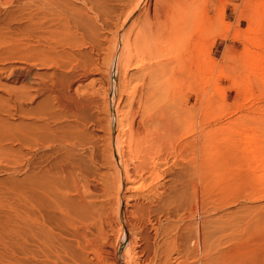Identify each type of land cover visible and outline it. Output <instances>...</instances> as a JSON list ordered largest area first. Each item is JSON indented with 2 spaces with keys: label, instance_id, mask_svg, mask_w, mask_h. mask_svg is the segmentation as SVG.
Segmentation results:
<instances>
[{
  "label": "rangeland",
  "instance_id": "rangeland-1",
  "mask_svg": "<svg viewBox=\"0 0 264 264\" xmlns=\"http://www.w3.org/2000/svg\"><path fill=\"white\" fill-rule=\"evenodd\" d=\"M203 1L204 4L202 0H199V2L195 0L197 9L202 14V17L205 19L207 17V20L204 19L206 21L204 23H209L205 24L204 27H208L206 29L210 34L205 32L203 40L196 43L197 47L192 46L191 48L193 49H187L188 45H182L184 41L178 42V39L175 41L179 44L175 43V45H178L175 46L177 48L172 45L162 47V44H166L165 40L161 43V46L159 44L155 49L147 50L146 54L137 55L135 46L131 43L125 45L123 48L124 53L119 51V57L117 56L115 59L112 96L107 92L108 86H106L108 83L106 82L105 71L108 67V57L103 52H99V56L102 59L99 60V65H101L99 75L89 76L81 81L80 84H74V88H80L79 95L85 91H88L87 93L89 94L94 89L97 91L94 92L97 93V98L101 102L100 107L97 109L91 106L85 111L74 114L66 107H58L49 95L38 96L35 98L34 103L23 100L24 103L20 104L15 96L20 97L30 94L32 92V90L30 91L31 86L35 85L34 82H37L40 76L31 72L27 77L28 79L24 81L18 80L11 75L9 77L7 71L0 76V126L3 128L2 130L0 129L2 132L0 135L3 136H0V264H33L28 258V253H26L28 244L23 241V226L18 221H16L15 225L10 222V219L15 214L20 215V217L21 215L23 216L25 209L27 216L29 214L30 222L34 223L36 232L38 231L37 238L48 242V248L51 250H48V258L51 254L52 256L55 255L52 251H60H58V256H51V259L55 261L47 259L49 262H44L38 258L36 260L37 264L42 261L41 264H77V262L79 264H93L97 262L92 255L89 253L85 254L83 253L84 251L78 248L75 237L72 234L73 229L64 225L60 212L54 207L55 203L52 197L54 195L50 190L55 192L62 190L61 187L58 190L50 188L52 186L51 183L55 182L56 184L61 179L60 175L55 173L58 170L54 168L63 165L62 168H66L70 173L66 175H72L80 181L76 187L81 197H78L75 189L71 187L66 192L62 193L63 190L60 191L62 193L61 201L64 202L65 206H69L73 212L74 224L78 226L86 224L90 227H93V223L98 224L97 213L102 210H107L108 213L111 211L108 198L102 192L101 178L105 173L108 176L112 175L110 174L112 171L102 164L103 155L99 149H101L103 144V132L94 123H96L98 118L100 119L104 116L105 105L109 101V97H111L114 115L122 120V124L118 126L117 131L122 130L123 135V133L128 131L133 112L145 103V99L140 101L141 103L139 102L140 92L145 91L146 86L153 84V82L158 85L161 84V86L158 88L159 86L150 85L151 88L154 86L158 89H163L161 91L162 93L164 92L162 94L164 95L163 98H159L156 101L155 99L152 100L151 105L154 106L153 108L158 110L159 106L166 105L167 108L170 106L169 110L174 111V106L180 108L183 105V107L181 106L183 109L192 107L188 109L190 113L186 111L185 116L182 117H186L187 120L186 118L183 120L188 123L182 120L183 126H181L187 129L181 128L180 132H176H179V134L171 135L168 140L170 143L168 144L167 141L164 142L165 144L162 143L161 146L157 147L159 150L153 148V151L152 148H148L150 152L144 155L149 158L148 160L146 157V164L143 163V156L141 158L138 155L136 158H140L136 160L135 157L129 158L131 156L127 154L129 155V160L127 161L129 170L136 171L134 165L137 162L139 163L138 160L141 161V159L140 164L143 163V165H139L138 170L139 168H144V173H147L149 170L153 172L156 169L160 171L158 173H161L160 175L162 176L165 173L162 171L173 169L172 172H177L179 166H188L189 168V165L194 164L200 170L202 168L201 174L198 172L197 178L195 175V180L193 181L196 186L198 203L206 195V198L204 197L202 200V203H204L202 208H206L205 205H207V208L202 210L206 211L209 207L210 209L208 210H211L212 207V209L216 207L217 210L215 212H210L211 216H220L226 210L234 211L233 217L236 220L239 219L242 226L238 224V228L235 226L226 227L225 230H212L215 234V242L207 252L205 251L202 254V252L198 251V254H202V256L208 254V257L209 255L214 257L211 264H236L241 254V250L238 247L242 240H246L247 250L256 249L264 252V227L254 228V231L244 228L246 220L251 221L257 216L258 220L259 216L262 215L261 211L264 210V0H224V2L222 0H212L210 4L208 3L209 0ZM116 2L114 0L111 3L117 7ZM175 3L176 8L174 9L175 6H172L170 8L172 11H168L167 16L164 15L161 21L166 22L168 19L170 21L177 14L178 0ZM201 3L206 8V11L204 7H201ZM130 8L131 5H128L124 9L125 13L118 17L119 19H116L117 17L112 19V23L109 24V27L112 26V33L108 30H102V35L104 33L105 36L107 35L108 38L112 36L111 38L113 39L115 31L113 23H116V25L118 21L121 23L124 19L121 17H125V14L130 12ZM140 8L136 10L137 12L133 14L126 26L123 27L124 33L138 16H143L140 15L142 13V8ZM13 9V6L7 8L8 11ZM11 24L12 28H16L23 23L11 22ZM80 45L74 49L65 45L63 46L64 48H57L60 50L57 53L68 50L73 54L75 53L76 56V60H72L67 59L68 53L66 57L65 54H61V60L58 59V61L63 62L64 60L68 66L69 64L72 66L77 63L81 65L85 61L88 62L87 60L90 56L88 51L90 48H88L87 44L83 45L82 43ZM103 45L110 47L111 43L106 41ZM166 46L167 50L165 49ZM79 47L81 55L76 53ZM109 49L106 50L107 53ZM190 50H193V53ZM169 51H172L171 55L168 53ZM150 53L151 57L149 56ZM104 55L105 57H103ZM19 59L17 56H13L10 60L3 63L4 68L17 67L21 63ZM160 62L169 63L168 65L173 66H171V69L169 67L166 71L164 70L163 73H161L162 69L160 68L158 75H156L151 66ZM34 66L35 69L33 71L40 74H43L46 68L38 66L37 63ZM149 75H151V79L155 80L151 81L150 79L148 81ZM182 100L183 103H181ZM167 103L170 105L167 106ZM177 103H180V105H177ZM187 104L190 105L188 106ZM13 105L16 106V110L20 111L23 109L22 112L11 110L10 108ZM19 106H22V109H19ZM143 107L149 106L142 105L141 108ZM179 108L177 109L178 111L181 110ZM14 112H16L15 115L13 114ZM195 114L196 119H193ZM189 116H191L192 120ZM184 123L186 124L185 126ZM173 136L176 138H173ZM191 136L192 138L197 136L200 139L198 140L196 137L197 140H194ZM14 137L19 139L17 138L18 140L16 141ZM188 137L191 138V141L193 140L191 145L189 144L191 141H186V139H189ZM20 138L23 140L24 145L36 144V147H39L38 144L42 145V148L38 151H32L33 158L29 163L24 162L23 154L25 150L20 146L22 142ZM152 138L153 136L148 137L149 140ZM126 139V136L123 135L122 140L127 142ZM55 140H66L74 144L75 147L66 151L65 154L61 151L54 152L51 144L55 143ZM194 141H197L195 145L193 144ZM126 142L124 144L127 145ZM186 142L188 143L185 144ZM91 145L96 146L94 151L95 159L93 160L87 148ZM47 146L48 148H45ZM194 147L197 148L195 149ZM123 149L126 152V146ZM192 149L193 151H191ZM194 158L195 163H192L191 161ZM198 159L201 160L199 161ZM150 160L154 163L151 164L152 162H150L151 167L147 165V163L149 164L147 161ZM199 164L201 165L200 167H198ZM141 166L144 167L142 168ZM145 169L148 170L146 171ZM54 174H57L55 179L53 178ZM153 174L156 176L154 172ZM152 175L149 178L152 179L154 177ZM83 177L86 182L81 184ZM199 177L202 178V181ZM61 180L63 182V179ZM196 180L197 182H195ZM148 181L149 183L151 182L150 179ZM152 182L150 183L151 186L155 184ZM93 185L99 186L102 190H94ZM205 185L208 186L206 187ZM208 187L209 189H207ZM199 192L202 195H199ZM27 196H29L30 200L28 199L29 203L25 208L24 202ZM55 200L59 201L58 199ZM246 207L252 209L247 210ZM259 207L261 208L259 209ZM199 208L198 206V211H200ZM249 213L250 217L248 216ZM221 221L225 222V220ZM40 226H42L43 230H40ZM13 229L16 230L15 234L17 235L15 236L14 234L11 237ZM92 230L94 232L95 228H92ZM126 235L125 243H123L120 250V260L116 264H125L123 251L124 247L129 244L128 232ZM216 235H219L218 240ZM61 249L64 250L65 254L62 253ZM69 253L74 254L73 256L77 259L75 260L76 263L67 259L70 255ZM193 257L191 258L190 255V259L188 256V261H183L184 258L182 257L183 259L181 258L182 261L179 264L193 263ZM57 258L62 259L59 260ZM36 263L34 262V264Z\"/></svg>",
  "mask_w": 264,
  "mask_h": 264
},
{
  "label": "bare ground",
  "instance_id": "bare-ground-1",
  "mask_svg": "<svg viewBox=\"0 0 264 264\" xmlns=\"http://www.w3.org/2000/svg\"><path fill=\"white\" fill-rule=\"evenodd\" d=\"M112 1L114 2V0H0V64L2 63V65H0V76L6 71L8 72L9 77L11 75L21 81L28 79L27 77L31 72L34 75L40 76V79L37 82H34L35 85L31 86L30 91L32 90L33 93L31 92L30 94H25L20 97L15 96L16 99L19 100L20 104L24 103L23 100L34 103L35 98H37L38 96L49 95L58 107H66L68 108V110H71V112H74V114H76L77 112L79 113L81 111H85L88 107L91 106L97 109L100 107L101 102L97 98V93L94 92L96 90H92V93L90 91L91 94L87 93L88 91H85L81 95H79L80 88H74V84H80L81 81L85 80L89 76L99 75V73L101 72V65H99V60H102L99 56V52H103V54L107 55L108 57V67L105 71L106 82L108 83V85L106 86H108L107 92L112 96L114 89L113 77L115 69V59L117 56L119 57V51H123L124 53L123 48L125 45L131 43L133 46H135L136 54L143 55V53H145L147 50L151 51L155 49L159 44V46H161V43L165 40L166 44H162V47H164L165 45H172L174 47L178 46V42H180L181 40L182 42L184 41L182 45L189 46H187V49L191 48L192 46L197 47L196 43L203 40L205 32L207 34H210L206 29L208 27H204L205 24L209 23H204L206 22L205 20H207V17L206 19L202 17V14L197 9V3L195 2V0H178L179 5L177 3V14L173 16L170 21H168L169 19L166 20V22L163 20L161 21V18L164 15L167 16L168 11H172L170 10L172 6H175L174 9L176 8L175 2L177 0H116V3L118 5L117 7L112 5ZM196 1L199 2V0ZM210 1L212 0H209V4ZM222 1L224 2V0ZM203 2L204 1L202 0V3ZM202 3L201 7H204L202 6ZM128 5H131V8L129 10L130 12L126 13L125 17H121L124 18L123 21L121 23L118 21V23L120 24L117 23V25L116 23H113L115 26L113 39L111 38L112 36L108 38L107 35H104V33L102 35V30H108L111 32L112 26L109 27V24L112 23V19L115 17H117L116 19H119L118 17L125 13L124 9ZM10 6H13L14 9L8 11L7 8H9ZM140 7L142 8V13L140 15L143 16H138L136 20L134 19L135 21L132 22L128 30L124 33L123 27L126 26L133 14H135L137 12L136 10H138ZM201 7L199 8L201 9ZM204 9L206 11L205 7ZM11 22H21L23 24L16 28H12ZM177 39L179 41L175 42ZM106 41L111 43V45H109L111 48L105 47L106 45H103V43ZM82 43L83 45L87 44L88 48H90V50L88 51L90 53V56L87 60L88 62L85 61V63H81V65L77 63L72 66H70L69 64L68 66L67 63L64 62V60L63 62L58 61V59L61 60L63 54H65L66 57V54L68 53L70 57L67 55V59L69 58L72 60H76V56L75 53L73 54L71 53V51L69 52L66 49V52L62 51L58 52L60 53L58 54L57 51L60 50H58L57 48L63 47L65 45L66 47L74 49L76 48V46L80 44L82 45ZM175 43H177L178 45H175ZM167 46L165 47V49L167 48ZM107 49L110 50H108V53L106 52ZM172 51H169L168 53L171 55ZM190 51L192 52L193 50ZM76 53L81 55L80 47ZM105 55L103 57H105ZM13 56H17L18 58H20L19 60L21 61V63H19L17 67L12 68L7 66L8 68H4L3 63L7 60H10ZM149 56H152L151 53ZM36 63L38 66L46 67L43 74L33 71L35 69L34 65H36ZM168 64L169 63L160 62L151 66V68H153L154 74L158 75L160 68L162 69L161 73H163L164 70L166 71L169 67L171 69V66L173 65ZM148 78L149 81L151 79V75H149ZM152 80L155 79H151V81ZM150 85L159 86L158 88H160L161 86V84L158 85L156 84V82H153V84H148L146 86L145 91L140 92L138 97L139 102L145 99V103L142 105H147L149 107L141 108L142 105L140 104L141 107H137L138 109H135L136 111L133 112V118L131 117V120L129 122L128 131L123 133V135H125L127 138V142L122 140V130L117 131L118 126L122 124V120L118 116L114 115L111 97H109V101H107L105 105L104 116L100 119L98 118L96 120V123L93 122L94 125H96L97 128L101 129L103 132V144L101 149H99L100 153H102L103 155L102 164L107 167V169H110L112 171V173H110L112 175H109L110 177L105 173L101 178L103 190L97 185H93V188L96 191L102 190L103 194L106 195L111 209L110 213H108L107 210L98 212V224L93 223V227H90L86 224L84 226H78L74 224L73 212L69 206H65L64 202L61 201V194L63 192H66L67 189L71 187L75 189L78 197H81V194L78 192V189L76 187L78 186L80 181L74 178L72 175H66L70 173L66 168H62L63 165L61 164L60 167L54 168L57 169L58 172H56L55 170L54 171L55 173L60 175L59 177L63 179V182L59 178V183L57 182V180L56 182L58 184H55V182L52 181L54 183H51L52 186L50 187L54 190H58L59 187H61V189L63 190H59V192L50 190V192L54 195L52 196L55 203L54 207H56L60 212L64 225H67V227H71L73 229L72 234L75 237L78 248H80L81 251H84L83 253L85 254L89 253L97 260V262H94L93 264H116L117 261L120 260V250L122 249L121 246L123 245V243H125L127 232L129 234V244L124 247L125 249L123 251L125 264H179V262L182 261V257L184 258L183 261H185L188 259V256L190 258V255L191 258L194 256V260H192L193 263L189 262L187 264H211L214 257L210 255L208 257V254L202 256V254L205 251L207 252L210 246L215 242V234L212 230H225L226 227L230 228L235 226H237L238 228L240 220H236L233 217L234 211L229 210H226L220 216H211L210 212H215L217 210L216 207L212 209L213 207L211 206V204V210H208L210 209V207L206 211L202 210L203 208H207V205H205L206 208H202V205L204 204L202 203V200L206 195H204L203 198L201 197L202 200L199 198V204L197 200L196 186L193 182L195 180V177L197 178V173L199 172V174H201L200 172L202 168L200 170L199 168L195 167L194 164L189 165V168L188 166H179V170L177 172H172L173 169L162 171L165 172L164 176L160 175L161 173H158L160 171H157L156 169L155 171H153L156 176H154L153 172H150V170L147 173H144V166H141L143 169L139 168L138 170L139 165H143V163L146 164V157L149 160L148 156H144L146 155L145 153L150 152L148 148H156L157 150H159V148L157 147L161 146L162 143L166 141L168 144L170 143L168 142V140L171 135L179 134V130L181 128L187 129L185 127H182V122L186 118L182 117L185 116L184 114L186 113V111H189L188 109L192 108L191 107L183 109L181 108V106L183 107V105L180 106V111L177 110L179 108L178 106L177 108L174 106V111H172L171 109L169 110L170 106L169 108H167L166 105L159 106L158 110L156 108H153L154 106L151 105L152 100L155 99L156 101L159 98H163L164 95L162 94H164V92L162 93L161 91L163 89H158L154 86L153 88H151ZM194 101L196 100L194 99ZM181 103H183V100ZM178 104L180 105V103H177V105ZM168 105L170 104L167 103V106ZM187 105L186 107H188L190 104L188 106ZM19 107V109H22V106ZM10 109L15 111L16 106L13 105V107H11ZM22 110L20 111L22 112ZM13 114L15 115L16 112H14ZM194 116L195 118L193 119H196V114ZM189 117L191 118V116ZM185 125L186 124L184 123V126ZM192 126L194 127V125ZM0 129L2 130L3 128L1 127ZM177 131L179 132L176 133ZM1 133L2 132L0 131V134ZM150 136H153V138L149 140L148 137ZM174 137L175 136H173V138ZM196 137L193 136L194 140H197ZM17 138H15L16 141L19 139ZM191 138L186 139V141H191ZM197 138L198 140L200 139L199 137ZM21 141L22 142L20 146L25 150L23 154L24 162L29 163L33 158L32 151H38L42 148V145L38 144L39 147H36V144L29 146L24 145L23 140ZM176 141L178 140L176 139ZM124 142H126L127 145L124 144ZM192 142L193 140L189 144L191 145ZM187 143L188 142H186L185 144ZM196 143L197 141H194L193 144L195 145ZM48 146L45 148H48ZM51 146L54 152L61 151L64 154L69 149H74L75 147L74 144L66 140H55V143H52ZM124 146H126V152L123 149ZM87 148L89 149V153H91V159H95L94 151L96 146L91 145ZM191 151H193V149ZM127 154H129L131 157H129V155ZM138 155H140L141 158L143 156L144 162L140 164L142 159L141 161L138 160L139 163L137 162L138 164L135 163L136 165H134L136 171L129 170V164L127 163V161L129 160V158H136ZM139 158H136V160ZM199 158H201V156ZM136 160L134 159V161ZM151 160L147 161L149 162V164L147 163V165H150L149 167H151V164H154ZM192 160L194 161L195 158ZM193 161L191 162L195 163V161ZM150 162L152 163L150 164ZM200 166L201 165L199 164L198 167ZM56 175L54 174V177H52L55 179ZM150 175L154 177L151 179L149 178ZM84 177L82 178L83 182H81V184L86 182ZM148 179H150L151 182L153 181L152 183L155 184H152L153 186H151V182L149 183ZM199 179H201L202 181V178L199 177ZM39 182L41 183V181ZM195 182H197V180ZM205 186L207 187L208 185ZM207 189H209V187ZM200 190L202 191V189ZM60 191H62V193ZM200 192L199 195L201 194ZM29 196H27V199H25V208L26 205L28 206L30 200ZM55 199H58L59 201ZM198 206L200 207V211H198ZM261 207H259V209ZM246 209L249 210L252 208L246 207ZM250 212L252 211L250 210ZM261 212L262 215L259 216L258 220V216H254L256 217L254 219L251 218V221L246 220V222L244 220V228L253 230L254 228H259L261 226L264 227V210H262ZM249 215L250 213L248 214V216ZM221 220H225V222H222ZM16 221H18L19 224L21 223V226H23L24 230L23 232H21L24 235L23 241L28 244L26 253H28L29 260L32 261L33 264L34 262L36 263V260L38 258H40L44 262H47L49 259L55 261L51 258L54 256H58L59 250L52 251L55 255L52 256V254L50 253L52 257L50 256L48 258L49 251H51L48 248V242H46V240H39L37 238L38 231L36 232L34 223L32 224L30 222L29 214L27 216L26 209L23 212V216L21 215L20 217V215L15 214L13 218L10 219V222L13 225L16 224ZM40 227V230H43L42 226ZM92 228H95L94 232ZM12 231L13 233L11 234V237H13L16 230L13 229ZM16 235L17 234H15V236ZM40 235L42 238V233ZM218 237L219 235H216L217 240L219 239ZM246 243V240H242L241 244H239L238 248H240L241 254L239 261L236 264H264V252L261 250L258 251L256 249L247 250L248 247H246ZM198 251L202 252V254H198ZM62 253H64V250H62ZM73 255L74 254H70L67 259L73 262L77 260ZM62 258L57 259L60 260ZM77 264L79 263L77 262Z\"/></svg>",
  "mask_w": 264,
  "mask_h": 264
}]
</instances>
